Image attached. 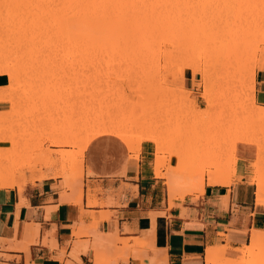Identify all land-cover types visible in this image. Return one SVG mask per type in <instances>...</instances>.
I'll list each match as a JSON object with an SVG mask.
<instances>
[{
	"label": "rangeland",
	"instance_id": "374dc122",
	"mask_svg": "<svg viewBox=\"0 0 264 264\" xmlns=\"http://www.w3.org/2000/svg\"><path fill=\"white\" fill-rule=\"evenodd\" d=\"M170 11L171 21L186 33L182 40L158 29L144 34L140 47L115 33L89 34L70 44L54 30L41 29L35 0H0V75L9 80L0 89L9 103L3 131L9 157L2 176L22 175L25 184L40 174L77 180L81 150L101 136L122 141L104 131L117 129L135 145L155 135L154 170L169 168L168 180L185 191L214 171L230 184L240 180L242 161L234 149L249 145L254 159L248 181L255 192V177H264V119L257 112L264 107L254 96L256 65L264 56V0H179ZM143 17L129 15L127 25ZM184 70L194 76L191 85ZM63 128L81 130L75 144L55 142L64 141ZM97 130L84 148L82 140ZM171 157L174 167L168 166ZM221 252L220 264H264V231L258 246L245 247L236 260Z\"/></svg>",
	"mask_w": 264,
	"mask_h": 264
},
{
	"label": "crops",
	"instance_id": "0c3cea01",
	"mask_svg": "<svg viewBox=\"0 0 264 264\" xmlns=\"http://www.w3.org/2000/svg\"><path fill=\"white\" fill-rule=\"evenodd\" d=\"M193 78L183 71L187 85ZM8 85L0 75V89ZM254 96L264 107V68L255 72ZM8 110L0 102V114ZM154 149L142 142L133 154L101 136L83 152L81 180L40 174L25 184L27 177L8 175L14 184L0 185V264H206L207 249L221 247L224 258L241 257L251 230L264 231V203L248 181L254 148L235 146L240 180L172 194L169 168L155 175Z\"/></svg>",
	"mask_w": 264,
	"mask_h": 264
},
{
	"label": "bare ground",
	"instance_id": "6f19581e",
	"mask_svg": "<svg viewBox=\"0 0 264 264\" xmlns=\"http://www.w3.org/2000/svg\"><path fill=\"white\" fill-rule=\"evenodd\" d=\"M37 4V23L40 24L41 29L47 30L50 28L54 30L55 33L59 34L70 44L81 43L87 38L89 34L91 35H99L102 36L104 34L114 35V33L119 37L122 41H127L132 43L133 45L140 47L142 42V36L144 34L153 33L154 31L161 29L167 31L168 38L182 40L186 33L180 32L181 30L179 24L175 25L173 21H171V9L175 8L177 2L179 0H35ZM138 14H143L142 19L135 20L131 25H127L126 17L136 16ZM195 14H190L189 16H194ZM112 18L110 24H105L106 19ZM179 17V15H178ZM101 38V37H100ZM264 55V54H263ZM255 58V54L252 56ZM251 58V56H250ZM252 59V58H251ZM263 59L261 62L256 65L257 69L264 68V56L261 57ZM253 60V59H252ZM193 71L197 69L192 65H187ZM0 102H7V97L4 93L0 91ZM259 108V107H257ZM256 112V111H255ZM254 112V114H255ZM260 114V117L264 119V109L257 110ZM257 115V114H255ZM8 116L6 113L0 114V185L2 187L12 186L14 184V180L5 179L2 176V170L8 161V147H5L8 142L5 141L3 131L7 128L5 124L7 123ZM7 126V124H6ZM68 127V126H67ZM5 128V129H4ZM73 128V127H72ZM77 128H79L77 126ZM69 131H68V130ZM69 128L61 129L59 133V138L56 143H69L75 144L74 139L77 138V131L80 129H76L73 131ZM77 130V131H76ZM81 131V130H80ZM104 131H110V134H116L122 141L126 144L131 152H136L140 150V145L142 142H152L157 143V137L153 134H147L144 136L138 143L135 145L133 140L130 137L123 135L122 130L117 129H107ZM6 132V131H5ZM74 132V135L70 134ZM76 132V133H75ZM97 131L91 132L86 135V137L82 140L83 146L85 148L86 144L97 136ZM6 135V134H5ZM70 135V136H68ZM72 135V136H71ZM76 138H75V137ZM6 138V137H5ZM7 140V138H6ZM83 152L82 149L79 154V176L78 179L81 180L82 177V165H83ZM158 148L155 149V154H158ZM66 159H71L67 157ZM70 160V161H71ZM66 161V160H64ZM68 161V160H67ZM64 165V163H63ZM68 170H66L67 172ZM219 172V171H218ZM217 171L211 172L207 175V179H201L197 188H192L191 186L187 189V193L199 192L204 189L205 183L208 185H221L228 186L230 184V179H224L222 173L219 174ZM59 175L64 174L62 171L58 172ZM43 175V174H42ZM40 176V178L42 177ZM46 175V174H45ZM44 175V176H45ZM55 175V174H53ZM57 175V174H56ZM155 175L157 177H162L159 168L155 169ZM258 175V174H257ZM256 176V175H255ZM262 176V175H261ZM261 176H258L261 177ZM255 179L260 180L256 182V190L254 192V196L257 202L264 203V179ZM254 179V177H253ZM253 183V182H252ZM176 181H169L168 187L169 191H176L179 186ZM1 188V187H0ZM261 231H252L250 237V244L247 248L258 246V241L260 237ZM219 250H223V248L207 249L206 253V264H220L221 260L216 259V252ZM226 262H231V260H226Z\"/></svg>",
	"mask_w": 264,
	"mask_h": 264
}]
</instances>
